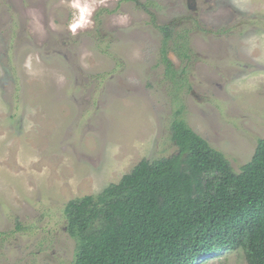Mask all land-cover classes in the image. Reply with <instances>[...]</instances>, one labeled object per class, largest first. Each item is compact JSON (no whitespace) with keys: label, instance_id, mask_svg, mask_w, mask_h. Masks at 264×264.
Instances as JSON below:
<instances>
[{"label":"rangeland","instance_id":"obj_1","mask_svg":"<svg viewBox=\"0 0 264 264\" xmlns=\"http://www.w3.org/2000/svg\"><path fill=\"white\" fill-rule=\"evenodd\" d=\"M178 117L251 160L264 0H0V264H73L67 204L177 154Z\"/></svg>","mask_w":264,"mask_h":264},{"label":"trees","instance_id":"obj_2","mask_svg":"<svg viewBox=\"0 0 264 264\" xmlns=\"http://www.w3.org/2000/svg\"><path fill=\"white\" fill-rule=\"evenodd\" d=\"M172 138L177 154L67 204L73 264H201L238 250L264 264V138L239 172L180 117Z\"/></svg>","mask_w":264,"mask_h":264}]
</instances>
